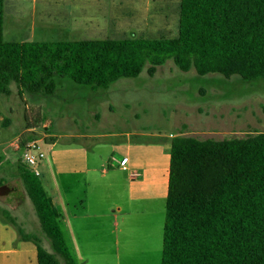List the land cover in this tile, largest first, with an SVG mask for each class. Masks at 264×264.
I'll return each instance as SVG.
<instances>
[{
	"label": "rangeland",
	"instance_id": "374dc122",
	"mask_svg": "<svg viewBox=\"0 0 264 264\" xmlns=\"http://www.w3.org/2000/svg\"><path fill=\"white\" fill-rule=\"evenodd\" d=\"M180 4L181 0H5L3 35L8 42L172 39L179 33ZM147 69L108 88L55 77L53 96H21L16 84L11 85V95L0 96V188L14 186L8 195L0 193V210L25 233L38 237L62 264L20 175L21 138L36 134L52 169L54 153L68 145L104 153L127 134L139 135L135 139L141 143L163 145L169 168L173 137L225 140L264 133V81L200 76L195 70L181 71L173 60L153 76ZM46 140L57 145L46 146ZM122 203L120 212L118 207L112 210L118 217L107 220V232L95 238L94 231L89 244L73 253L81 264H162L166 206L160 215L157 205L129 206L126 198ZM0 217L8 221L1 212Z\"/></svg>",
	"mask_w": 264,
	"mask_h": 264
},
{
	"label": "trees",
	"instance_id": "16d2710c",
	"mask_svg": "<svg viewBox=\"0 0 264 264\" xmlns=\"http://www.w3.org/2000/svg\"><path fill=\"white\" fill-rule=\"evenodd\" d=\"M5 0H0V96H53L55 77L108 88L136 78L148 66L173 60L183 72L264 81V0H181L179 33L172 39L4 40ZM30 129V128H28ZM21 138L19 148L35 141ZM20 175L43 232L65 264H77L40 178L24 165ZM19 238L32 242L39 264H62L25 233L5 210ZM162 264H264V133L243 139L173 137Z\"/></svg>",
	"mask_w": 264,
	"mask_h": 264
},
{
	"label": "crops",
	"instance_id": "0c3cea01",
	"mask_svg": "<svg viewBox=\"0 0 264 264\" xmlns=\"http://www.w3.org/2000/svg\"><path fill=\"white\" fill-rule=\"evenodd\" d=\"M138 136L127 134L120 143L112 142L104 153L68 145L54 153L52 169L46 160L42 170L40 167V180L77 264L81 263L74 254L89 244L94 231L95 238L107 232V220L118 217L112 210L118 207L120 212L125 198L129 206L134 202L149 209L157 205L158 213H164L169 168L161 151L166 149L158 142L141 143L135 139ZM44 143L57 145L55 140ZM0 264H39L36 245L22 241L16 229L1 217Z\"/></svg>",
	"mask_w": 264,
	"mask_h": 264
},
{
	"label": "built area",
	"instance_id": "2783aa9c",
	"mask_svg": "<svg viewBox=\"0 0 264 264\" xmlns=\"http://www.w3.org/2000/svg\"><path fill=\"white\" fill-rule=\"evenodd\" d=\"M22 160L27 170L35 177H41L40 167L45 160V152L43 151L39 141H30L26 144Z\"/></svg>",
	"mask_w": 264,
	"mask_h": 264
},
{
	"label": "water",
	"instance_id": "95a60500",
	"mask_svg": "<svg viewBox=\"0 0 264 264\" xmlns=\"http://www.w3.org/2000/svg\"><path fill=\"white\" fill-rule=\"evenodd\" d=\"M14 190V186L12 184H5L0 188L1 195H8L11 191Z\"/></svg>",
	"mask_w": 264,
	"mask_h": 264
}]
</instances>
